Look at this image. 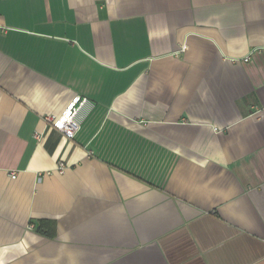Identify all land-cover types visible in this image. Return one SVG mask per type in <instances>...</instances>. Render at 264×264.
<instances>
[{
	"label": "crops",
	"instance_id": "0c3cea01",
	"mask_svg": "<svg viewBox=\"0 0 264 264\" xmlns=\"http://www.w3.org/2000/svg\"><path fill=\"white\" fill-rule=\"evenodd\" d=\"M0 264H264V0H0Z\"/></svg>",
	"mask_w": 264,
	"mask_h": 264
},
{
	"label": "built area",
	"instance_id": "2783aa9c",
	"mask_svg": "<svg viewBox=\"0 0 264 264\" xmlns=\"http://www.w3.org/2000/svg\"><path fill=\"white\" fill-rule=\"evenodd\" d=\"M245 62L249 61V58L244 59ZM88 105L87 99L77 98L71 106L65 110V112L59 118L52 117L47 118V122L57 131L64 134L69 140H73L81 129V112L84 107ZM92 153V152H91ZM67 167L65 164L60 163L57 172L63 174ZM16 174H12V179H15Z\"/></svg>",
	"mask_w": 264,
	"mask_h": 264
}]
</instances>
